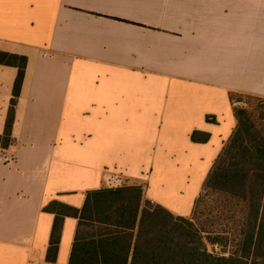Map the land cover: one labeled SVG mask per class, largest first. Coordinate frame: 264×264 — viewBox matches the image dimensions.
Returning <instances> with one entry per match:
<instances>
[{
  "label": "crops",
  "instance_id": "crops-1",
  "mask_svg": "<svg viewBox=\"0 0 264 264\" xmlns=\"http://www.w3.org/2000/svg\"><path fill=\"white\" fill-rule=\"evenodd\" d=\"M0 51L29 60L0 145V264H70L78 219L51 263L45 208L81 209L114 175L192 215L237 127L231 95L264 98V0H0ZM18 72L0 65V135Z\"/></svg>",
  "mask_w": 264,
  "mask_h": 264
},
{
  "label": "trees",
  "instance_id": "trees-1",
  "mask_svg": "<svg viewBox=\"0 0 264 264\" xmlns=\"http://www.w3.org/2000/svg\"><path fill=\"white\" fill-rule=\"evenodd\" d=\"M28 58L0 51V65L18 68L5 133L12 143L16 106ZM237 127L204 183L191 216H178L146 198L147 183L88 191L81 209L54 201L48 261L57 260L66 217L78 219L70 264H264V98L232 94ZM208 121L215 118L208 117ZM210 134L195 131L192 141Z\"/></svg>",
  "mask_w": 264,
  "mask_h": 264
},
{
  "label": "rangeland",
  "instance_id": "rangeland-1",
  "mask_svg": "<svg viewBox=\"0 0 264 264\" xmlns=\"http://www.w3.org/2000/svg\"><path fill=\"white\" fill-rule=\"evenodd\" d=\"M252 112H253V115H254V117H255V119L257 120V122L259 123V124H263L262 122V120L260 119L261 118V116L260 115H264V104H255L253 107H252ZM137 182H128L127 184H136ZM138 183H142V184H144V183H146V181L145 180H143L142 182H138ZM124 184H126V182L124 181V180H122V182L120 183V185H124ZM119 185V186H120Z\"/></svg>",
  "mask_w": 264,
  "mask_h": 264
},
{
  "label": "built area",
  "instance_id": "built-area-1",
  "mask_svg": "<svg viewBox=\"0 0 264 264\" xmlns=\"http://www.w3.org/2000/svg\"><path fill=\"white\" fill-rule=\"evenodd\" d=\"M110 187H118L120 183L122 182V179L120 176L114 175L109 178L108 180Z\"/></svg>",
  "mask_w": 264,
  "mask_h": 264
}]
</instances>
